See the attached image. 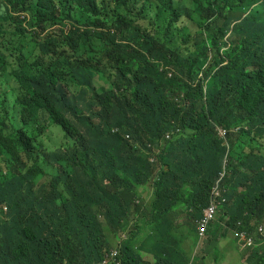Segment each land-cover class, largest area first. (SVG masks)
Listing matches in <instances>:
<instances>
[{"label":"trees","instance_id":"obj_1","mask_svg":"<svg viewBox=\"0 0 264 264\" xmlns=\"http://www.w3.org/2000/svg\"><path fill=\"white\" fill-rule=\"evenodd\" d=\"M0 80V264H206L225 158L201 251L264 226V0H0Z\"/></svg>","mask_w":264,"mask_h":264},{"label":"rangeland","instance_id":"obj_2","mask_svg":"<svg viewBox=\"0 0 264 264\" xmlns=\"http://www.w3.org/2000/svg\"><path fill=\"white\" fill-rule=\"evenodd\" d=\"M23 24L28 27L27 21H24ZM12 27V26H11ZM29 28V27H28ZM58 27L54 26L50 28V31H55L57 30ZM45 34V32L40 33L39 35L37 34L35 39L38 41H41L42 36ZM27 41V48H31L32 44L30 43V38L26 37ZM34 44V43H33ZM34 47V52L38 53L39 52V46L37 43H35ZM3 79V78H1ZM12 84V83H11ZM11 84H6L3 81L0 80V94L3 93L5 90H7L9 87H11ZM9 85V86H8ZM96 85H104L101 81L96 79ZM54 131V137H55V144L54 146H60L63 142L64 139L62 137V134L60 133V127L58 126H53L52 127ZM152 186L149 184L145 186L144 188L141 189V198H140V204H144L147 206L149 202L152 199ZM221 214L219 213L217 220H218V230L215 234V242H221L223 244V249L219 250H205V251H199V254H208L209 259L208 263L209 264H247L246 259L248 257V252L249 249L241 250L239 247L238 243L234 239L233 236V229L230 231L225 230V222L220 219ZM182 219L181 224H185L188 220L192 221V218L190 219L187 217L185 214H181L179 216ZM194 222V219H193ZM140 225L139 222H135V226H132L134 230L136 231L138 229V226ZM258 228V227H257ZM256 234V231L254 232ZM126 236H129V233H121L120 238L121 239H126ZM113 247L112 249L117 248L118 246V240L113 239L112 241Z\"/></svg>","mask_w":264,"mask_h":264},{"label":"built area","instance_id":"obj_3","mask_svg":"<svg viewBox=\"0 0 264 264\" xmlns=\"http://www.w3.org/2000/svg\"><path fill=\"white\" fill-rule=\"evenodd\" d=\"M167 138H170V135H167ZM227 164L228 160L226 158L223 164L224 168L222 172H220L215 184L212 187L211 203L203 210L202 216L195 221L200 237H204L206 235L209 226L216 218L220 205L226 201L223 198L224 189L222 183L225 174L227 173ZM258 231L262 235L264 233V227L261 225ZM234 235L238 241L243 243L246 247L255 246V237L250 232L238 229L235 231ZM119 254L120 252L118 249L111 250L105 255L103 261L99 264H111L112 262L115 264H120Z\"/></svg>","mask_w":264,"mask_h":264},{"label":"crops","instance_id":"obj_4","mask_svg":"<svg viewBox=\"0 0 264 264\" xmlns=\"http://www.w3.org/2000/svg\"><path fill=\"white\" fill-rule=\"evenodd\" d=\"M175 222H176V224H179V222H182V219L179 218V216H178L176 218ZM176 234L178 235V237L180 236L181 238L184 239V242L181 243L180 247H181V249L184 250L186 256L191 258L192 261H196L197 257L199 256V251H201V249L204 248L206 243H207V241H206L207 235L204 237H200L198 235V237L196 238V237L189 235L188 233L182 235L179 232H177ZM233 236H234V234H233ZM234 239L236 240V242L238 243V245L240 247V245H242V243L240 241H238L235 237H234ZM146 248L149 249V246H146ZM240 248H241V250L248 249L245 246H242ZM218 249L219 250L223 249V244L221 242H219V244H218ZM151 257H152L151 254H149L147 256L148 259H151ZM249 257H250V250L248 252V257L246 259L247 264H249ZM208 259H209V256L207 257V259L205 261L206 264H209Z\"/></svg>","mask_w":264,"mask_h":264},{"label":"clouds","instance_id":"obj_5","mask_svg":"<svg viewBox=\"0 0 264 264\" xmlns=\"http://www.w3.org/2000/svg\"><path fill=\"white\" fill-rule=\"evenodd\" d=\"M217 130H218V134H219V137H220V138H224V137L229 133V131H228L227 129H224V128H218ZM168 139H169V138H168ZM225 159H226V158H225ZM225 159H224V160H225ZM227 160H228V159H227ZM223 164H224V161H223ZM223 166H224V165H223ZM227 166H228V164H227ZM221 172H222V171H221ZM211 191H212V189H211ZM216 216H217V215H216ZM198 219H199V218H198ZM196 220H197V219H195V221H196ZM195 221H194V224L196 225ZM211 224H212V223H211ZM260 226H261V225H260ZM260 226H259V227H260ZM262 226H263V225H262ZM209 227H210V226H209ZM259 227H258V229H259ZM263 227H264V226H263ZM240 230H244V229L241 228ZM246 231H247V230H246ZM248 232H249V231H248ZM234 233H235V232H234ZM250 233H251V232H250ZM251 234L254 235V237H255V246H257V245H258V243H257V238H258V236L261 235V234L259 233V231H257L256 234H254V233H251ZM197 235H199V234H197ZM206 235H207V233H206ZM206 235H205V236H206ZM234 237H235V235H234ZM235 238H236V237H235ZM236 239H237V238H236ZM237 240H238V239H237ZM120 243H121V241L118 242V246H117V248H115V249H118V250H119V244H120ZM242 244H243V243H242ZM255 246L247 247V248L249 249V248H253V247H255ZM245 247H246V246H245ZM115 249H111V250H115ZM111 250H110V251H111ZM119 252H120V251H119ZM106 254H107V253H106ZM119 257H120V254H119ZM103 259H104V258H103ZM102 261H103V260H102ZM102 261H101V262H102ZM101 262H100V263H101ZM98 264H99V263H98Z\"/></svg>","mask_w":264,"mask_h":264}]
</instances>
